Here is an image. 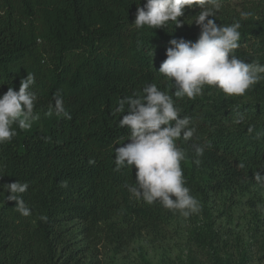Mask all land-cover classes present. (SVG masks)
I'll use <instances>...</instances> for the list:
<instances>
[{"label": "trees", "instance_id": "1", "mask_svg": "<svg viewBox=\"0 0 264 264\" xmlns=\"http://www.w3.org/2000/svg\"><path fill=\"white\" fill-rule=\"evenodd\" d=\"M218 2V25L241 23L234 54L264 64V0ZM144 3L0 0V97L10 87L19 91L21 79L33 73L30 91L37 96L34 112L39 113L30 130L13 125L17 135L0 144V264H100L95 260L99 244L115 254L128 251L147 234L160 235L181 220L195 224V235L212 247L215 212L261 186L255 175L264 177V80L240 97H227L211 86L194 100L173 97L196 129L191 141L176 143L187 153L181 166L191 194L203 206L201 213L186 219L130 198L126 185L135 183V167L113 170L114 148L121 146L114 141L127 134L117 126L122 114L113 115V109L118 98L151 83L172 95L171 82L158 71L169 41L195 42L200 34L194 23L199 8H186L180 27L136 29L137 9ZM242 11L252 15L242 19ZM58 90L70 119L47 114ZM237 112L245 115L244 123L233 122ZM249 125L255 126L251 134ZM196 145L205 149L200 165L194 163ZM17 180L29 183L22 195L32 209L30 217L16 211V201H7L10 193L3 185ZM138 250L142 263L152 264L142 245ZM248 259L246 253L239 262L215 254V264Z\"/></svg>", "mask_w": 264, "mask_h": 264}, {"label": "clouds", "instance_id": "2", "mask_svg": "<svg viewBox=\"0 0 264 264\" xmlns=\"http://www.w3.org/2000/svg\"><path fill=\"white\" fill-rule=\"evenodd\" d=\"M186 8H199L194 23L199 26L200 34L193 42L184 38H172L166 50V59L161 63L159 73L171 82L175 89L172 95L161 90L155 83L147 84L142 91L131 96L118 98L113 115L122 114L118 127L127 129L125 136L114 141L120 144L114 148L115 172L135 167V183L126 185L130 198L143 201L147 205L159 204L162 208L189 218L202 212L199 199L191 194L184 176L182 162L187 159L186 151L177 145L178 140L191 141L195 134L192 118L182 116V109L176 100L187 97L195 99L201 96L205 86L221 91L227 97L244 96L246 92L264 80V64L249 63L234 53L240 47L241 23L239 20L230 25H218L216 14L221 9L218 0H146L138 6L133 25L136 29L166 27L170 23L175 28L183 25ZM251 12L242 11L241 18L251 16ZM212 17V18H209ZM35 84V75L27 74L21 79L19 91L9 88L0 97V144L11 142L17 135L13 125L22 131L30 130L39 114L34 112L37 96L30 91ZM54 105L47 113L70 119V113L64 107L63 96L59 90L54 94ZM233 122H245V115L237 112ZM255 131L254 125L248 126V132ZM257 138L261 133H257ZM125 140L130 142L123 143ZM204 147L196 145L194 160L200 165L199 157L204 155ZM89 160V164H94ZM242 166V165H241ZM4 175L0 176V179ZM258 185L264 186V177L255 175ZM67 188V181L61 182ZM7 201H16V211L30 217L32 209L23 199L29 183L17 180L3 185ZM40 220L47 222L48 217L41 215Z\"/></svg>", "mask_w": 264, "mask_h": 264}, {"label": "rangeland", "instance_id": "3", "mask_svg": "<svg viewBox=\"0 0 264 264\" xmlns=\"http://www.w3.org/2000/svg\"><path fill=\"white\" fill-rule=\"evenodd\" d=\"M213 218L216 235L211 241L212 247L203 245L195 235V224L181 220L160 235L147 234L128 251L115 254L99 244L95 260L100 264H143L138 250L142 245L152 264H189L192 260L198 264H215V254L239 262L243 253L249 258L244 264H264V187H252L238 203L225 211L215 212ZM201 231L205 233L206 228Z\"/></svg>", "mask_w": 264, "mask_h": 264}]
</instances>
